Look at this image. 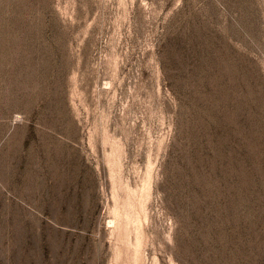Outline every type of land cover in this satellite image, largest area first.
I'll use <instances>...</instances> for the list:
<instances>
[{
    "label": "rangeland",
    "instance_id": "obj_1",
    "mask_svg": "<svg viewBox=\"0 0 264 264\" xmlns=\"http://www.w3.org/2000/svg\"><path fill=\"white\" fill-rule=\"evenodd\" d=\"M0 264H264V0H0Z\"/></svg>",
    "mask_w": 264,
    "mask_h": 264
}]
</instances>
